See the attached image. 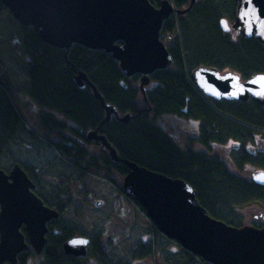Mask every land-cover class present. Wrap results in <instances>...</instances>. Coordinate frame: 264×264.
I'll return each mask as SVG.
<instances>
[{
    "label": "trees",
    "instance_id": "16d2710c",
    "mask_svg": "<svg viewBox=\"0 0 264 264\" xmlns=\"http://www.w3.org/2000/svg\"><path fill=\"white\" fill-rule=\"evenodd\" d=\"M150 1L155 7L160 6V0ZM177 2L178 9L189 4V0ZM215 2L217 0H200L185 18L180 15L176 22L172 16L164 22L162 35L173 36L166 47L174 62L169 69L157 70L150 75L145 97L140 88L142 76L127 77L111 54L78 44L69 51L46 44L33 28L22 27L0 2V41L21 27L27 56L28 98L39 109L38 113H32L22 104L20 87L12 81L0 61V156L22 127H27L25 114L40 130L30 135L44 149L49 147L48 142L39 138L46 135L50 139V135L58 134L60 142L50 145L56 146L61 157L73 162L75 168L84 167L81 162L98 167L92 163L96 161L94 157L76 142L79 139L87 143L90 138L86 132L97 130L106 118V112L91 88L81 89L77 84V74L85 72L107 104L117 108L121 117L131 115L128 124L112 117L100 128V134L117 150L120 159L186 181L196 190L198 200L211 217L243 227L239 206L251 200L264 202V186L248 177L243 179L233 168L239 172L245 164H257L264 169V151L255 157L244 147L252 143L251 148L260 150L261 146L256 145L257 137L264 144V106L253 99L228 102L207 98L197 89L191 74L201 66L234 72L242 80L264 74V44L258 39L224 32L218 12L214 10ZM173 117L189 119L195 124L187 132V147L182 148L168 129L159 124L163 118ZM70 122L75 127H69ZM230 143L240 145V149L229 153L233 162H225L216 153L217 147ZM94 144L102 147L98 142ZM196 145L204 150H196ZM101 160L107 173L113 171L124 177L130 172L126 164L113 162L110 156ZM16 165L35 185L38 181L45 182L41 187L45 193L38 195L51 208L62 214L68 209L72 199L64 198L65 194L56 189L48 173H37L34 164L16 161L10 166L6 161L0 169L8 173ZM122 190L120 187L119 192ZM148 224L156 229V235L149 240L151 234H144L129 259L114 258L103 248L105 241L101 233L91 234L87 257L78 258L64 253V244L78 232L73 225L62 221L60 215L52 221L59 231L47 236L43 254L38 256L33 250L26 251L19 256V264H29L33 256L39 259L35 264H88L94 259L98 264H208L165 237L154 223ZM253 226L264 227V223L256 222ZM48 228L52 230L50 226ZM161 246L166 248V254Z\"/></svg>",
    "mask_w": 264,
    "mask_h": 264
},
{
    "label": "water",
    "instance_id": "95a60500",
    "mask_svg": "<svg viewBox=\"0 0 264 264\" xmlns=\"http://www.w3.org/2000/svg\"><path fill=\"white\" fill-rule=\"evenodd\" d=\"M0 2L22 27L33 28L46 44L67 51L78 44L111 54L127 77L142 75L140 88L145 95L150 75L169 69L174 62L162 41L164 22L175 13H186L177 10L171 0H162L159 8L150 0ZM236 2L234 29L245 38L264 44V0ZM195 3L191 0L190 8ZM220 26L230 32L226 20ZM191 78L207 98L228 102L253 99L264 106V74L242 80L234 72L201 66ZM76 81L81 89L89 86L104 108L106 118L101 126L113 116L123 123L130 122V114L120 117L117 108L105 102L85 72H79ZM101 126L90 137L110 151L113 161L129 167L130 172L123 178L124 194L143 208L165 237L208 264H264V227H236L214 219L186 181L120 159L117 150L100 134ZM252 180L264 186V171L254 172ZM35 191L36 185L19 165L9 174L0 169V264H19V256L29 250L38 256L43 254L49 223L59 219L61 213L46 205ZM91 242L90 237L74 236L64 244V253L87 257Z\"/></svg>",
    "mask_w": 264,
    "mask_h": 264
},
{
    "label": "rangeland",
    "instance_id": "374dc122",
    "mask_svg": "<svg viewBox=\"0 0 264 264\" xmlns=\"http://www.w3.org/2000/svg\"><path fill=\"white\" fill-rule=\"evenodd\" d=\"M232 35L235 36L233 33ZM22 38L23 32L19 26L0 41V61H2L12 81L20 87L22 104L28 107V111L38 113L39 109L28 98L27 56ZM163 43L167 46L165 39ZM141 93L145 97L142 91ZM23 115L26 118L27 127L25 129L22 127L13 142L5 148L4 154L0 156V168L2 163L6 161L10 166L16 161H26V163L34 164L37 173H48V176L51 177L50 181L55 182L56 189L63 191V194H65L63 197L72 199V203L61 216L62 221L73 225L77 229L78 234H103V240L105 241L103 248L105 247L109 250L114 258L119 260L129 259L130 253L135 249L136 244L144 238V234H151L148 238L152 240L153 236L156 235V229L148 224L151 221L146 212L123 192H119V188L123 187L124 177L113 171L107 173V170L104 169L105 165L101 159L111 157V154L110 151L106 153L102 147L94 144L96 139L92 136L90 137V133L96 132V130H88L86 132V136L90 138L87 143L79 139H76V142L87 151L90 157H94L96 161L91 162L97 164L98 167L81 162L84 167L78 166L77 169L74 167L73 162H68L69 160L67 161L65 157L59 155L56 146L50 145L51 142H60V136L52 134L50 135V139L46 135L41 136L39 140H46L49 146L47 149H44L43 145L30 135V133L34 135L40 131L36 129L37 127L34 125L35 121L33 119L34 123L28 121L27 116ZM117 119L120 120L119 118ZM192 122L189 119L181 118L180 120V118L173 117L163 118L159 124L168 129V131H173L172 136L183 148L187 147L188 130L195 126L194 122ZM70 126L75 127L73 123ZM68 135L70 134L68 133ZM180 137L185 140V144L180 143ZM261 144L260 138L257 137L256 145L259 146ZM250 145L244 147L253 156L257 157L262 153L257 149L251 148L253 145ZM194 148L196 150H204L199 145H196ZM233 149H237V147L234 143H230L227 148L217 147L216 153L226 158L224 154L226 153L229 156V153ZM47 165L48 168H46ZM80 169L84 172H81ZM233 170L240 177L242 176L243 179H246L244 177L251 179L253 172L262 169L257 164H245L242 171L237 172L234 168ZM45 180L47 181V179ZM44 184V181L39 182L40 187ZM97 201L105 203L99 205ZM238 211L241 213L244 225H253L256 222L264 223L263 201L251 200L245 202L239 206ZM164 245L167 246V243L164 242ZM161 249L164 251L163 254H166V248L161 246ZM31 260L32 262L29 264L39 262L37 256H33ZM88 264L98 263L94 259Z\"/></svg>",
    "mask_w": 264,
    "mask_h": 264
},
{
    "label": "flooded vegetation",
    "instance_id": "af4514ba",
    "mask_svg": "<svg viewBox=\"0 0 264 264\" xmlns=\"http://www.w3.org/2000/svg\"><path fill=\"white\" fill-rule=\"evenodd\" d=\"M161 1L162 0H160V3H161ZM172 1V4L174 5V7L177 9V10H179L180 12H182V11H186V13H179V14H173L172 16L175 18V21L177 22V17L178 16H183L184 18L186 17V16H188L187 14L188 13H190L191 12V8H193L195 5H197V4H200L199 2H200V0H196V3L190 8V5H191V0H189V4H185L184 5V7H182V8H177L178 6V2H177V0H171ZM214 2V1H213ZM213 6H214V10H217V12H218V19H219V21H220V23H221V21L222 20H226L227 21V23H228V25H229V27H230V32H228L229 34H235V36H237V37H239V36H243L242 34H240L237 30H235L234 29V24H235V20H236V9H237V7H238V4H237V2H236V0H217V2H215L214 4H213ZM160 7V6H159ZM159 7H157V8H159ZM224 11V12H223ZM171 16V17H172ZM216 17H217V14H216ZM244 37V36H243ZM164 40V38L162 37V41ZM169 42H167V44H168ZM169 134H170V136H172V132L173 131H167ZM173 137V136H172ZM96 142H98V141H96ZM98 143H100V142H98ZM180 143L181 144H185V140H183L181 137H180ZM100 145H102L101 143H100ZM227 146H228V144H227ZM227 146H225L224 148H227ZM261 146V148H260V152H262V151H264V144L262 145H260ZM236 147H237V149H240V145H236ZM232 152V151H231ZM230 152V153H231ZM225 156H226V158H223L222 157V159L225 161V162H233L232 161V159L225 153L224 154ZM264 170V169H263ZM11 171V170H10ZM35 171V170H34ZM29 172H31V171H29ZM8 173H10V172H8ZM252 180V179H251ZM254 182V181H253ZM255 183V182H254ZM257 184V183H256ZM259 185V184H258ZM260 186H262V185H260ZM46 191V190H45ZM45 191H43V190H41V187H40V185H39V181H38V184L36 185V194L38 195H41V194H44L45 193ZM40 192H41V194H40ZM38 195V196H39ZM42 196V195H41ZM40 197V196H39ZM97 203L98 204H104L105 202H103V201H97ZM45 204L46 205H48L49 207L51 206V205H49V204H47L46 202H45ZM54 209H56V208H54ZM56 210H58V209H56ZM59 211V210H58ZM60 213H61V211H59ZM61 216H62V213H61ZM57 220V219H56ZM54 221V220H53ZM49 226L52 228V230H50L49 229V234L51 235V233H54V232H56V231H59V229H57L58 227H55L54 225H52V221L49 223ZM58 226V225H57ZM60 228V227H59ZM61 230V229H60ZM76 236H88V237H90L91 239H92V237H91V235H85V234H77Z\"/></svg>",
    "mask_w": 264,
    "mask_h": 264
},
{
    "label": "built area",
    "instance_id": "2783aa9c",
    "mask_svg": "<svg viewBox=\"0 0 264 264\" xmlns=\"http://www.w3.org/2000/svg\"><path fill=\"white\" fill-rule=\"evenodd\" d=\"M163 38L167 41V42H172V40H173V36H169V35H167V36H163Z\"/></svg>",
    "mask_w": 264,
    "mask_h": 264
},
{
    "label": "bare ground",
    "instance_id": "6f19581e",
    "mask_svg": "<svg viewBox=\"0 0 264 264\" xmlns=\"http://www.w3.org/2000/svg\"><path fill=\"white\" fill-rule=\"evenodd\" d=\"M102 146V148L105 150V151H108L105 147H103V145H101Z\"/></svg>",
    "mask_w": 264,
    "mask_h": 264
}]
</instances>
